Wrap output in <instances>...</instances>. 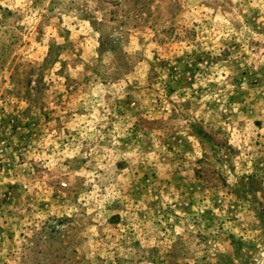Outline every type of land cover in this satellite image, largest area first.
Wrapping results in <instances>:
<instances>
[{
  "label": "rangeland",
  "instance_id": "1",
  "mask_svg": "<svg viewBox=\"0 0 264 264\" xmlns=\"http://www.w3.org/2000/svg\"><path fill=\"white\" fill-rule=\"evenodd\" d=\"M0 264H264V0H0Z\"/></svg>",
  "mask_w": 264,
  "mask_h": 264
}]
</instances>
